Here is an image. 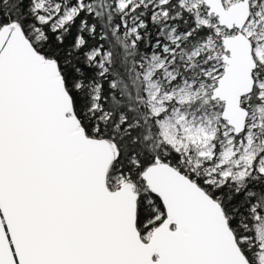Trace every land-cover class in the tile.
<instances>
[{
  "label": "snow or ice",
  "instance_id": "6c2138e0",
  "mask_svg": "<svg viewBox=\"0 0 264 264\" xmlns=\"http://www.w3.org/2000/svg\"><path fill=\"white\" fill-rule=\"evenodd\" d=\"M0 264H264V0H0Z\"/></svg>",
  "mask_w": 264,
  "mask_h": 264
}]
</instances>
